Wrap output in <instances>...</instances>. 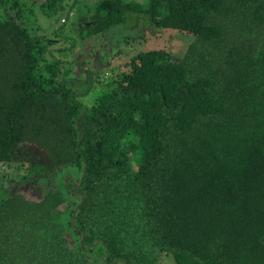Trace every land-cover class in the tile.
<instances>
[{
    "label": "trees",
    "instance_id": "obj_1",
    "mask_svg": "<svg viewBox=\"0 0 264 264\" xmlns=\"http://www.w3.org/2000/svg\"><path fill=\"white\" fill-rule=\"evenodd\" d=\"M30 2L75 10L81 41L188 42L138 52L86 100L74 30L37 32ZM3 165L19 171L0 175V264H264V0H0Z\"/></svg>",
    "mask_w": 264,
    "mask_h": 264
},
{
    "label": "rangeland",
    "instance_id": "obj_2",
    "mask_svg": "<svg viewBox=\"0 0 264 264\" xmlns=\"http://www.w3.org/2000/svg\"><path fill=\"white\" fill-rule=\"evenodd\" d=\"M23 1L29 4V0ZM77 1L81 2V0ZM86 1L92 2L94 0ZM136 1L145 2L147 0ZM30 5L32 6L31 8H35V14L30 16V23L37 32L51 34L55 28L59 27H61L59 32L62 34L63 32L70 33L72 29L74 30L71 32V36H76L78 39L77 45L81 49L78 53L84 60H87L85 64H88L91 69H94L96 74L95 78H98L96 83L94 82V87L96 89L94 88L86 100L90 99L95 91H99L101 87L105 86L107 81L124 70L129 59L138 52L150 49H165L177 54L184 49V46H186L188 42L187 35H183L181 32L179 33L169 28H153L152 26H146L144 28L137 26L118 28L110 35L105 34L102 37H94L93 39L87 40L83 39L81 41V34L78 32V25L76 24L79 14H77L75 10L72 11L71 14H67L68 8H64L61 12L46 15L40 9L36 11V2H30ZM63 21L65 23L61 25ZM56 43L61 45L63 41L58 40ZM64 53L66 52H62V54ZM69 56L72 58V53H69ZM77 70L78 66L76 65L74 73H76ZM18 171L17 168L3 165L0 168V175L15 177ZM27 185L26 183L24 184V186ZM159 264H171V258L165 254H161Z\"/></svg>",
    "mask_w": 264,
    "mask_h": 264
}]
</instances>
